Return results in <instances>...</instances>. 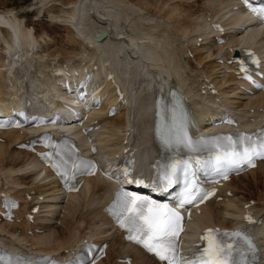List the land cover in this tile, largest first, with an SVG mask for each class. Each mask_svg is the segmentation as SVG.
<instances>
[{"label":"bare ground","instance_id":"6f19581e","mask_svg":"<svg viewBox=\"0 0 264 264\" xmlns=\"http://www.w3.org/2000/svg\"><path fill=\"white\" fill-rule=\"evenodd\" d=\"M37 1L40 11L51 2V0ZM149 2L148 0H76L70 7L67 6L68 9H71V13L69 11L68 15H66L67 10L64 7H59V11L63 14L58 15V18L65 24L64 26L70 28L68 30L70 34L68 35L73 41L70 38L69 40L74 44L76 42L80 44H72L79 51L80 56L82 55L79 60H85V63L82 64L75 61L73 65L63 64L64 60L71 59L73 56L66 50H60V46L53 47V49L42 48V41L40 43L36 41L33 31L22 23L20 11L14 9L0 11V33L4 34L5 41L8 42L6 51L2 52L4 54L2 57L4 66L0 67V110L8 112L12 106L23 107L24 104H28L30 111L34 112L35 103L41 102L47 106L49 113L59 110L61 113L68 115L71 112L69 107L71 102L86 105L88 101H93V94L99 93L100 96L102 94L103 97L101 96V98H104L105 101L94 111L95 116L92 117H99L102 120L100 127L93 130L95 134L94 141L100 145L101 153L111 155L118 152L120 149V147L117 148L118 144L124 140L123 134L128 133V130H130L132 132L131 136L135 132L138 135V154L140 158L160 150L155 141L154 146L151 147L150 138L148 137L149 128L154 123V120L150 123L146 116L154 102L148 99L149 95L154 94L157 87L164 88L173 77L177 78L178 84L189 90L190 97L196 107L195 114L198 117L197 121L201 125V129H208L212 117L219 115L221 110L227 108L239 113L241 118L246 117V115L258 118L261 114L259 111L264 109V91L249 93L246 88L240 87V82H236L234 79L235 74L229 70L231 64L227 61H218V58L225 54L226 51H223V48L226 45L238 48L237 46L242 40L255 41L264 53V29L260 22L253 23V17L242 8H235L233 0H205L204 5L208 8L207 12L209 11L205 16L203 13L199 14L193 11L190 2H185L188 4L174 2L173 4L172 1H169L170 3L160 1L158 7H161V3L163 7L159 9V13L163 11L167 18L165 20L162 18L158 26L157 23L153 22L154 17L150 16L151 7H156L153 5L156 1H151L153 2L151 6ZM186 5L189 8H186ZM121 6L125 11L122 10ZM55 8L49 9L50 11H56L57 8ZM126 10L136 12L139 19L151 22L146 31L142 28L139 29V31L141 30L140 33L146 32L144 35L141 34L142 37H148L147 35L153 37L151 34L154 28H162V32H158L161 33L160 36L157 35L153 39L149 36L150 40H148L153 41L155 39L154 43L141 44L136 34L127 31L121 23V18H124L123 14H126L124 19L129 18ZM209 15L210 18L218 15L220 20L224 19L225 16H229L235 19V24H239L225 33V35H229L225 44H220L212 38L211 31L207 26ZM224 22L226 25L229 24L228 20ZM170 23L173 24L174 30L171 29ZM103 29L107 30V36L99 40L96 35ZM71 33H74V35L72 36ZM6 34L10 35V40L6 37ZM199 35L203 36L200 45L198 44ZM184 36L187 37V42L183 41ZM145 38L144 41L146 42ZM71 42L65 43V45H70ZM190 42L194 44L193 50L203 49L199 56L194 55V60L185 59L187 57L185 54L192 51L188 44ZM1 44L2 42H0ZM63 53L65 55L62 56V59H56ZM231 54L232 51L229 52L228 57ZM46 55L51 58L47 60L46 57V60H44L43 58ZM59 60H62V62L59 63ZM37 62H42L43 67L37 66L35 69V63ZM94 63H97L98 69L94 67ZM49 66L52 67L51 70L54 68L52 73L47 72ZM109 68L116 72L119 81L123 83L128 97L127 103L123 104L118 101L112 83L104 78V73ZM136 68L139 69V73L142 71L143 76H146L144 80L142 79L140 85L135 84L138 80L134 75ZM130 69L133 73L132 77H128ZM147 69H149L148 72ZM89 71L93 73L92 77H89ZM27 72L35 75L32 82L34 93H31L30 96L27 92L22 93L21 89L23 83L26 82ZM101 73L102 75L99 77ZM204 76L212 77L220 83L221 90L217 96L203 94L196 90L195 81L198 82ZM83 78H88L87 83L91 90L86 100L80 99L79 94L76 92L68 90L70 84L76 85ZM96 79L100 81L96 83ZM149 87L152 88L151 91L149 90L150 92H148ZM106 88L110 90L109 93L106 92ZM146 91L147 93H145ZM116 103L118 104L116 114L109 116L107 114L108 107ZM85 111H87V108ZM198 114H204L205 117L199 118ZM206 119L208 122H206ZM58 125L78 132L74 129L75 122L60 121ZM132 126L136 130L133 131ZM36 129L38 128H31L30 132L27 131V127L23 130L15 128L0 130V135L3 138L0 139V162L14 159L15 156L7 157L9 148L26 155V160H23L21 168L14 169L10 166L12 170L11 174L8 171L10 177L6 180V183H11V185L6 187L0 184V192L6 190L22 199V205L17 209L22 219L21 221L12 222L0 220V235L7 237L11 242L21 243L33 252L72 248L78 243L79 239L87 235H94L97 239L108 237L111 239L112 244L109 246L107 258L111 256L115 241L119 246L117 260L112 264H128L124 261H118V258L126 252L134 256L131 264H159L154 263V257L144 252L140 247L126 242L120 235L110 229V223H108V219L102 211L107 197L106 191L111 186L106 178L98 175L89 176L80 190L65 192L60 188L59 182L51 177L44 164L39 162L31 151L16 146L19 139L25 138L28 134H34ZM257 171L262 172L264 176V159L260 160L257 167L234 176L226 184V186L231 187L234 193L229 197L225 195L221 200L214 198L203 205L202 211L190 225L193 227L200 224H214L215 222L229 226L235 224L237 216L242 210V205L248 198H242L240 189L235 186L233 180H238L246 174H254ZM12 174L14 177H12ZM39 177L41 178L40 182H36ZM27 179L28 181H26ZM31 190H34L32 195L34 199L36 198L33 202H41L42 206L46 205V211L43 214L37 213V220L34 223L26 221L24 218V212L27 211L28 206L32 207V201L26 199L25 195L27 191L31 192ZM42 193L45 194V198L40 199ZM2 201L0 196V203ZM260 201L257 200L254 206L263 214L262 224L256 226L254 231L262 242L263 255L259 258L257 264H264V200ZM62 212L64 213L63 218H61L67 225H65V228L67 227L66 229L69 232L68 237H65L66 235L62 236V232L57 233L52 224L54 216ZM7 225H14L15 228L11 230L10 226L7 227ZM36 226H44V231L33 232L29 235V229H34ZM190 234L191 231L188 235ZM72 252L73 250H69L65 255L70 256ZM104 262L105 259L97 264H104Z\"/></svg>","mask_w":264,"mask_h":264},{"label":"snow or ice","instance_id":"6c2138e0","mask_svg":"<svg viewBox=\"0 0 264 264\" xmlns=\"http://www.w3.org/2000/svg\"><path fill=\"white\" fill-rule=\"evenodd\" d=\"M243 2L252 7L250 0ZM252 11L264 18V8L258 10L252 7ZM241 78L250 79L247 69H244ZM255 86L264 89V84ZM162 115L164 123L158 131L164 147L171 151L187 150L189 153L186 158L174 157L172 162L164 167L162 174L155 175L153 181L155 186L164 191L175 184H183L184 191L177 198V208L121 189L115 194L111 206L112 215L121 227L127 228V238L143 245L149 253L156 256L160 264H255L258 251L251 243L250 237L241 231L230 233L215 229H208L201 237V243L205 247L202 251L198 247L197 252L192 254L196 258L185 262L178 252V236L182 231L183 220L178 209L201 203L214 194L204 191L194 182L198 171L208 170L214 173L215 177L226 178L229 173L239 172L247 166H254L257 159H264V129L258 134L241 133L235 138L218 135L197 139L189 134V120L181 107L173 105L170 110L165 109ZM16 126H20L19 122ZM49 146L54 149L52 155L56 158L52 167L65 183L75 181L78 173L90 174L89 169L94 167V162L78 157L73 150L60 149L55 144ZM125 176L130 183L134 182L138 187L145 186L143 180L133 181L132 173L127 170ZM85 248L88 253L95 251L94 246L85 245ZM21 264L39 262L21 260ZM73 264L79 262L74 261Z\"/></svg>","mask_w":264,"mask_h":264},{"label":"rangeland","instance_id":"374dc122","mask_svg":"<svg viewBox=\"0 0 264 264\" xmlns=\"http://www.w3.org/2000/svg\"><path fill=\"white\" fill-rule=\"evenodd\" d=\"M75 1L76 0H71V1H68V0H63V1L62 0H54L53 1V0H51V2L46 5L47 7L44 6L43 10L40 11L38 9L39 6L37 5V3H38L37 0H0V11H5V10H8V9H14V10L20 11L21 12L20 19L22 20V23L25 24V26H27L28 29H31L33 31L34 36L35 35L37 36V37L35 36L36 41H38L39 43L42 41L41 42V43H43L42 44V48H45V49L51 48V49H53V47L60 46V50H63V51L66 50L72 56H74L76 54L75 57H74V59H77L78 57H81L82 55L80 56L79 51L76 50V47L74 45L75 44L76 45H80V44L78 42H76L75 44L73 42H71L73 40H71V37L68 35V34H70L69 33L70 31H68V30H70V28H67V26H64L65 24L62 21H60V19L58 18V15L63 14V12L61 13V11H59L58 8L59 7H62V8L64 7L67 10V14L66 15H68L69 14L68 13L69 11L71 13V9H68V7H70L71 4L73 2H75ZM148 1H150L149 2L150 6H151V4L154 1L157 2V3L155 2L157 5L155 3H153V5L156 6V7L155 8L151 7L150 16H153L154 17L153 22L154 23H157L158 26H159V23H161L159 21H162L161 20L162 18L164 20L167 18L166 17L167 15H165V13L163 11H161L159 13V9H161L163 7L162 3H161V7H158V6H160L159 3H158L160 1L161 2L165 1V2H168V3H170L172 1L173 4H174V2H180L182 4H184L185 2H188V3L190 2L191 5H192L191 9L193 11L198 12V13L200 11H205L206 13H203L204 16L208 13L207 12V9L208 8L204 5V1L205 0H190V1H188V0H182L183 2L180 1V0H163V1L162 0H159V1L158 0H148ZM151 1H153V2H151ZM188 3H185V4H188ZM52 6H55L57 9L55 7H52ZM49 8L50 9L55 8L56 11H54V10L50 11ZM186 8H189V6L186 5ZM122 10H124L123 7H122ZM126 12H127L129 18L128 19H124L126 14L125 15L123 14L122 16H124V18L123 17L121 18V23L125 26V28L127 29V31H132L134 34H136V36L138 38V41L141 44H146L147 45V43L148 44L154 43V40L155 39L153 41L152 40L149 41L151 36L150 35H147L148 37L145 36L146 38L145 37H142L141 34L144 35L146 32L145 33L144 32H141L140 33L141 30L139 31V29H141V28L143 30L145 29L144 31H146L147 30L146 28L150 26V23L151 22H148L147 20L144 21L142 19H139V15H137L138 13H136V12L133 13V11H131V10L130 11L126 10ZM133 18H134V20H133ZM170 24H171V29L174 30V26H172L173 24L172 23H170ZM134 25H135V27H134ZM135 31H136V33H135ZM159 31L162 32V28L161 27H157L156 29L154 28V30L152 31L153 33L151 32L152 33L151 35L153 36L151 38L153 39L157 35L160 36L161 33H158ZM155 33H156V35H155ZM71 35L73 36L74 33H71ZM176 35L177 34L175 33V36ZM6 37L9 40L11 39L10 38V35H8V34H6ZM69 38H70L71 41L69 40ZM144 38L147 40L146 42L144 41ZM186 38L187 37H185V39L183 38V41L185 40L187 42L188 39H186ZM66 40L67 41L69 40L68 42H71V44L68 45V46L65 45V43L68 44V42ZM0 42H2V44L0 45V65H1L0 67H3L4 66L3 65V61L4 60H3L2 57L4 56V54H2V52L6 51L5 49H6V46L8 44V42L5 41V38H4V34L3 33H0ZM72 44H74V45H72ZM188 44L191 47L192 52L193 51L195 52V53H193L194 55L199 56L202 53L201 50H203V49H201V48L199 49V48L196 47L197 49H194L193 50L194 44H192L191 42L188 43ZM64 55L65 54L63 53V54L60 55V57L63 58L62 56H64ZM185 55H187V57L185 59H189V58L190 59H193L194 58L193 57L194 55L192 57H190L188 54H185ZM46 57H47V60L51 58L49 55H46L45 58H43V59L46 60ZM60 57H58L56 59H61ZM52 65H53V63H52ZM193 65H194V62H193ZM37 66H40V68H41V67H43V63L42 62H37ZM48 68L49 69H47V72L50 71L52 73L53 70H54V68H53V70H51V68H52L51 66H49ZM148 70L149 69H147V72H148ZM131 71L132 70L130 69L129 74H132L133 75V73ZM142 73H143L142 71L139 73V69L136 70V73L134 71V75L138 79V80H136V83H135L136 85L137 84L140 85V82L143 81L146 78V76H143L144 73L143 74ZM36 74L38 75L39 72L36 73ZM26 75H27L26 82L23 83L21 89H22V93L23 92H25V93L27 92L29 94V96H30L31 93H34V90H32V89H34L33 88L34 86H33L32 82H33V80L35 78V75H33L32 73H29V72H27ZM130 77H132V76H130ZM27 84L30 85V86H28ZM149 90H150V88L148 89V92H150ZM109 91L110 90L108 88H106V92L109 93ZM145 93H147V91ZM101 96L103 97L102 94H101ZM149 96H151V95H149ZM35 105H37V103H35ZM7 152H8V156L7 157H9V158H11V156L12 157L15 156V157H14V159H10L9 161L4 160V162H0V184L4 185L6 187L11 185V183L10 184L9 183H6V180H8L9 177H10L11 170H12L11 168H14V169L21 168L23 166V163L22 162H24L26 160V155H24V153H22V152L21 153H17L12 148H9V150ZM10 166H11V168H10ZM8 171H10V174L8 173ZM257 172H254V174L253 173L246 174L245 176H242L241 178H239L237 180V183L239 185V188L238 189L241 188L240 189V195L242 196V198L246 199V197L248 198L247 195H249V196H253V197L259 198L258 201L264 200V176H263V173L262 172L261 173H259V171H257ZM13 174H12V177H14V175H15V174L14 175ZM26 181H28V179ZM233 181L235 183V186L238 187V185L236 183V180H233ZM55 217H57V215L54 216V218L52 219L53 221H54ZM61 222H63V221H61L60 218L57 221L55 219V221L52 222V224L54 226V229H55V231L57 233H59V232L61 233L62 232L61 233L62 236H65L66 235L65 237H68L67 235L69 234V232L66 229L67 227L65 228V225L66 224L64 225V223H61ZM9 226L10 225H7V227H9ZM9 228H11V230L14 229L13 225H12V227L10 226ZM115 246H116V248H115ZM117 247H119L118 246V243H115L114 244L115 250L111 254L112 256L114 254H116V252L118 250ZM114 257L115 256L110 257V258H107L109 260H106L105 259L104 264H112V262L115 260Z\"/></svg>","mask_w":264,"mask_h":264},{"label":"water","instance_id":"95a60500","mask_svg":"<svg viewBox=\"0 0 264 264\" xmlns=\"http://www.w3.org/2000/svg\"><path fill=\"white\" fill-rule=\"evenodd\" d=\"M101 34H103V36L106 34V31L105 30H101L100 31V34L99 35H97L98 36V38H101Z\"/></svg>","mask_w":264,"mask_h":264}]
</instances>
